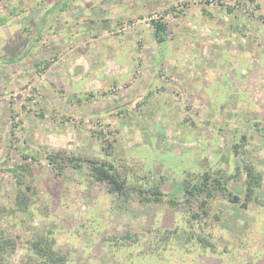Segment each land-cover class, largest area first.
<instances>
[{"label":"rangeland","instance_id":"1","mask_svg":"<svg viewBox=\"0 0 264 264\" xmlns=\"http://www.w3.org/2000/svg\"><path fill=\"white\" fill-rule=\"evenodd\" d=\"M57 151L112 158L165 200L114 194L87 167L57 175ZM247 162L264 183V0H0V233L19 243L0 264H37L27 240L49 233L63 264H264V185L246 208L211 203L214 249L168 203Z\"/></svg>","mask_w":264,"mask_h":264},{"label":"trees","instance_id":"2","mask_svg":"<svg viewBox=\"0 0 264 264\" xmlns=\"http://www.w3.org/2000/svg\"><path fill=\"white\" fill-rule=\"evenodd\" d=\"M2 22V21H1ZM153 25L155 27V34L158 40H163L164 36L161 35L162 31L165 30L166 24H163L161 20H154ZM27 52L18 58L22 59L25 57ZM14 59L6 60L11 62ZM15 61V60H14ZM4 63V61H2ZM103 137V136H102ZM246 138V136H244ZM116 144L113 141L105 140L103 144V150L105 155L113 157L114 148ZM237 149V147H236ZM237 151V150H236ZM28 157L29 155H25ZM93 159L85 158L82 156H70L57 151L49 154V162L53 165V169L57 175L63 174L66 169L72 168L75 171H80L83 167L89 169L90 175L99 183H104L108 186L110 192L125 196L126 198L130 195H136L142 202H162L165 200V193L157 185H143L141 178L138 180H129L128 177L118 167L116 160L108 159ZM122 164V163H120ZM22 166L23 165H17ZM241 167V168H240ZM238 167L236 172H232L227 176L218 171V173L211 170L200 173L195 179H188L183 183L184 197L181 200L168 199L169 206L172 210H176L178 205L186 207V212L181 213L182 217L188 219V223L192 228V232L188 234L189 241L199 239L203 248L211 247L215 248V244L212 241L201 234L199 231L202 230L206 224V217L209 216L211 203L218 198H223L230 203H233L237 207H247L250 201L258 194V190L264 185L262 173H259L251 162H247L244 166ZM10 171L17 173V168L12 167ZM241 177L244 178L241 182ZM234 180L236 183L244 185L245 194L244 201L242 198L230 189L229 181ZM21 183V179H19ZM32 187L27 186L26 190H22L17 195V203L15 205L16 210L30 209L31 201L27 191H30ZM188 206V207H187ZM183 226L178 225L173 229H167L166 231L173 233L178 232ZM5 234L4 230L0 233V250H16L19 243L16 241V237L9 236L3 237ZM50 233L47 235H37L32 239L27 240L28 250L30 255L36 257L37 264H63L66 260L65 255L59 250L55 249V241L50 238ZM129 234L124 236L127 238ZM18 238V237H17ZM251 264V263H247Z\"/></svg>","mask_w":264,"mask_h":264},{"label":"crops","instance_id":"3","mask_svg":"<svg viewBox=\"0 0 264 264\" xmlns=\"http://www.w3.org/2000/svg\"><path fill=\"white\" fill-rule=\"evenodd\" d=\"M125 55V54H124ZM121 56V63L124 64L126 67L125 68H129L130 65L132 64L131 62L133 61L132 59H129V57L125 56ZM145 57V56H144ZM147 59V58H146Z\"/></svg>","mask_w":264,"mask_h":264}]
</instances>
